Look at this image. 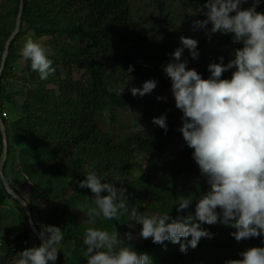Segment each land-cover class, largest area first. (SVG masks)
<instances>
[{
  "label": "trees",
  "instance_id": "1",
  "mask_svg": "<svg viewBox=\"0 0 264 264\" xmlns=\"http://www.w3.org/2000/svg\"><path fill=\"white\" fill-rule=\"evenodd\" d=\"M253 2L246 0L241 7H250ZM199 3L195 0L197 7L201 5ZM2 4L0 44L2 39L6 41L9 37L7 26L12 20L16 22L20 0H2ZM256 10L264 12V0H260ZM205 13L201 14L203 20L206 19ZM22 20L21 29L28 27L36 37L54 39L55 55L51 59L56 69L42 81L38 73L31 70L30 61L27 62V72L37 85L34 102L24 106L26 115L14 123L9 124L3 118L8 155L18 153L20 167L17 171L27 175V178L22 176L23 183L39 176L40 188L46 185L48 189L57 181H69L79 192L88 190L91 193L89 188L79 186L87 174L97 171L105 178L106 171L128 169V163L141 155L146 161L145 172L139 180L144 188L139 196L134 197L135 203L153 193L158 196L156 211L170 212L173 217L194 215L196 201L209 189V185L193 159L194 149L187 146L179 131L182 112L175 121L167 123V132L158 126L113 139L102 126L103 117L109 114L113 120L117 108L122 105L119 96L122 83L134 78L147 80L152 77L168 84L165 72H154V68L163 69L162 66L171 59L161 54L167 46H154L156 43L150 31L132 17L131 0H24ZM164 24V34L168 38L175 25L168 15H165ZM210 29L211 23L194 32L201 42L197 59H193L187 49L181 57L188 60L189 68H195L204 78L210 75V63H219L220 57L227 63L234 58L235 49L243 46L233 42V34L210 33ZM130 65L134 71L128 73ZM59 66L67 70L66 77L57 71ZM232 71L234 69L223 73L222 78H230ZM124 73L131 78L128 79ZM5 77L6 72L1 82ZM56 82V89H47L48 83ZM5 97L10 100L11 96L6 95L3 85L0 108ZM173 137L181 142L177 153L170 142ZM3 146L1 132L0 154ZM93 152L98 154L97 158L92 156ZM6 168L7 164L4 165V173L9 184L24 197L15 182L17 178L8 176ZM0 192L19 203L8 193L1 177ZM184 198L192 199V202L188 209L177 212L174 204ZM28 204L37 224L34 203L29 201ZM25 213L22 231L16 236H8L0 244L1 264H16L17 254L28 248L25 241L35 246L32 236L37 246L41 244L31 228L26 210ZM129 214L126 211L118 220H106L100 228L124 231ZM202 227L213 233V237L201 238L197 247H189L186 253L180 251L179 244L166 241L159 245L151 238L141 237L132 245L137 251L147 253L153 264H225L228 260L242 259L240 253L250 247H264V236L236 241L230 234L235 231L233 228L220 223H205ZM38 228L41 230L40 226ZM63 229L64 238L74 243V252L66 260H61L58 255V264H87L86 246L83 244L85 229L74 225Z\"/></svg>",
  "mask_w": 264,
  "mask_h": 264
},
{
  "label": "clouds",
  "instance_id": "2",
  "mask_svg": "<svg viewBox=\"0 0 264 264\" xmlns=\"http://www.w3.org/2000/svg\"><path fill=\"white\" fill-rule=\"evenodd\" d=\"M245 2L206 0V19L196 21L200 28L211 23L210 33H231L234 43H242V47L235 49L233 59L224 63L220 57L219 63H210V75L204 78L195 68L188 67L187 59H181L185 49L193 59L198 58V41L181 36V46L162 66L171 80L175 106L183 114L179 131L187 146L194 149L193 159L209 189L197 199L194 215L173 217L165 212L147 216L131 210L129 227L141 225L140 237L151 238L159 245L166 241L179 244L182 253L189 247L196 248L201 238L213 237L202 227L205 223L235 229L230 234L236 241L264 236V12L256 10L260 0H254L250 7H241ZM21 55L30 61L31 70L42 81L56 71L50 50L39 41L26 40ZM232 69L230 78H222L223 73ZM127 71H134L133 66ZM156 86L157 81L149 79L142 87H132L131 92L143 96ZM166 119V114H161L153 118V123L167 132ZM79 186L94 194V207L88 209L93 223L100 217L118 220L127 211V189L108 182L102 175L90 172ZM191 202L192 199L184 198L174 205L180 212L188 209ZM39 236L42 243L31 246L27 241L28 248L17 254L16 264H54L61 252L63 230L44 225ZM134 238L131 231L121 238L114 228H86L83 244L87 264H153L147 253L126 242ZM240 256L242 259L225 264H264V247H250Z\"/></svg>",
  "mask_w": 264,
  "mask_h": 264
},
{
  "label": "rangeland",
  "instance_id": "3",
  "mask_svg": "<svg viewBox=\"0 0 264 264\" xmlns=\"http://www.w3.org/2000/svg\"><path fill=\"white\" fill-rule=\"evenodd\" d=\"M198 1L201 4L199 7L195 5V0H131V13L136 21L141 22L150 31L156 43L154 46L158 47L161 44L167 46L166 50L162 51L161 54L169 59L172 58L171 54L174 50L181 46V36L196 39L198 41L197 47L201 44L199 38L194 35V32L200 29L196 25V21L203 20L201 14L206 12L207 9L204 7L206 0ZM2 6V0H0V12ZM164 14L168 15L175 25L168 38L164 34ZM15 26L16 22L12 20L7 26V31L9 32L8 39L6 41L2 39L1 41L0 65L5 46L14 32ZM21 27L19 34L11 44L5 64L7 70L4 68L3 72V75L6 72V77L1 82V88L4 85L6 95L11 96L10 100L7 97L4 98L5 100H2L0 108L2 119L4 118L9 124L14 123L26 115L24 106L28 102H34L33 99L36 96V82L31 79L26 68V64L29 61L25 60L21 55V50L26 40L31 38L41 42L50 50V58L55 55L53 52L54 39L49 36L36 37L28 27L23 29ZM57 71L64 73V77H66L67 70L63 69L62 66H59ZM74 72L78 74L80 71ZM154 72L155 74L164 73L163 69H159V67L154 68ZM149 79L155 78L151 77L147 80ZM147 80L134 78L120 85L119 92L124 90L119 94L122 105L117 108L116 117L112 120L110 115L107 114L102 119V126L111 138L121 139L140 130L158 127L153 123V118L159 117L161 114H166V123H172L178 117V114L181 113L175 106V100L171 91V80L168 76L166 77L168 84L160 83L155 79L157 86L150 94L143 96L137 94L134 96L131 88L142 87V84ZM57 83H48L47 89H56L55 86ZM157 97H161V99H157ZM181 121L180 119L178 123H181ZM170 142L173 151L175 153L179 152L181 149L179 139L173 137ZM3 155L4 146L3 152L0 154V161ZM92 156L97 158L98 154L93 152ZM7 157L5 161V164H7L5 172L8 176L11 177L14 175L17 178L15 182L21 188V193L24 194L25 200L34 203L35 220L40 228L44 225H55L64 230V226L68 228L69 225H74L86 229L88 227H101L106 221L100 217L96 218L95 223H93V218L88 215V209L94 207L91 203V199L94 197L92 192L90 193L88 190L79 192L74 186L69 184V181H57L53 185H50L48 189H46V185H42L40 188L38 187L39 176H36V179L31 182L27 179L29 183L24 184L22 176L27 178V175L26 173L23 174L24 172L17 171V168L20 167L18 153H11ZM145 165L146 161L140 155L128 163V169L125 167L124 170L122 168L118 171H106L107 176L104 179L127 189L128 212L136 210L138 215L151 216L156 213H162L155 210L158 196L149 193L139 198L140 203H135L136 198L134 199L135 196H139V192L144 188V185L139 180L145 172ZM93 172L98 175L97 171ZM19 175L20 177H18ZM24 186L25 190H23ZM136 193L138 195H135ZM23 208L20 202L17 203L14 199L8 198L3 192H0V244L8 236H16L22 231L23 226L21 223L26 219V213ZM129 224L130 222L128 220L127 228L124 231H118V233L123 238L124 233L129 231L133 232L135 238L126 242L135 244L141 238L139 232L142 226L136 225L135 228H130ZM33 240L34 238L32 236L31 241L37 246ZM73 252L74 243L64 238L61 245V252L58 253L61 260H66L71 257ZM0 257L2 256L0 255Z\"/></svg>",
  "mask_w": 264,
  "mask_h": 264
},
{
  "label": "water",
  "instance_id": "4",
  "mask_svg": "<svg viewBox=\"0 0 264 264\" xmlns=\"http://www.w3.org/2000/svg\"><path fill=\"white\" fill-rule=\"evenodd\" d=\"M23 9H24V0H20V4H19V13H18V17H17V21H16V26L14 29L13 34L11 35L8 43L5 46V50L2 56V60H1V65H0V94H1V81H2V75L4 72V68H5V64H6V60L9 54V47L10 44L13 42V40L15 39L16 35L19 33V29L22 23V14H23ZM0 125H1V130H2V136L4 139V155L2 157V160L0 161V177L3 181V184L6 188V190L8 191L9 194H11L14 198H16L24 207V209L27 212L28 215V219L31 225L32 230L34 231L35 235L37 236V239L39 240L40 243H42L40 236H39V232L40 230L36 227L34 219H33V215H32V211L29 207V204L27 203V201L24 199V197H22L19 193H17L12 186L9 184L5 173H4V165H5V161L7 159L8 156V144H7V138H6V128L3 122V119L1 117V113H0ZM54 264H58L57 260L54 262Z\"/></svg>",
  "mask_w": 264,
  "mask_h": 264
},
{
  "label": "built area",
  "instance_id": "5",
  "mask_svg": "<svg viewBox=\"0 0 264 264\" xmlns=\"http://www.w3.org/2000/svg\"><path fill=\"white\" fill-rule=\"evenodd\" d=\"M24 245H25V246H27V245H28V242H27V241H25V242H24Z\"/></svg>",
  "mask_w": 264,
  "mask_h": 264
}]
</instances>
